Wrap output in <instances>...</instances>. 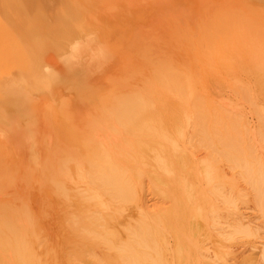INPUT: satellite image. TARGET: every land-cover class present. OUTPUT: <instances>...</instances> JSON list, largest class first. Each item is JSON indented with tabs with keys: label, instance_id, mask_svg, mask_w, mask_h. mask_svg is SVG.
<instances>
[{
	"label": "bare ground",
	"instance_id": "bare-ground-1",
	"mask_svg": "<svg viewBox=\"0 0 264 264\" xmlns=\"http://www.w3.org/2000/svg\"><path fill=\"white\" fill-rule=\"evenodd\" d=\"M125 3L120 94L104 132L31 139L43 131L22 130L0 141V264H75L89 249L91 264H104L103 253L167 264L157 243L191 241L200 230L191 225L207 230L224 207L227 226L199 264H264V239L249 238L264 224V42L235 29L216 36L231 18L201 34L199 0ZM55 60L48 49L44 64ZM225 169L246 180L258 212L221 194L240 186Z\"/></svg>",
	"mask_w": 264,
	"mask_h": 264
},
{
	"label": "rangeland",
	"instance_id": "rangeland-1",
	"mask_svg": "<svg viewBox=\"0 0 264 264\" xmlns=\"http://www.w3.org/2000/svg\"><path fill=\"white\" fill-rule=\"evenodd\" d=\"M199 1L204 9L198 15L201 34H206L213 21L231 18L235 24L217 27L216 36L235 29L234 36L245 34L259 44L264 42V0ZM257 9L263 12L257 13ZM126 13L125 0H0V141L15 140L22 130L43 131V136L25 137L31 139H46L51 131L64 132L71 139L86 138L93 127L104 132L111 121V115L105 113H112L120 94L117 50L120 21ZM48 49L56 57L49 66L44 64ZM249 120L257 121L254 114ZM227 170H220V176L232 178L240 186L221 194L236 198L239 208L248 204L258 212V202L248 193L249 184L240 174L234 178ZM243 192L248 193L244 203L238 199ZM230 211L220 208L218 224L208 225L207 230L192 224L200 230H195L191 241H170L165 247L157 243L162 248L160 258L167 264H199L213 234L227 226ZM249 238L264 239V224L259 235ZM89 251L87 257L83 255L84 261L77 259L75 264H91ZM99 255L104 264H116L114 257Z\"/></svg>",
	"mask_w": 264,
	"mask_h": 264
}]
</instances>
